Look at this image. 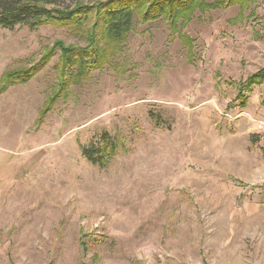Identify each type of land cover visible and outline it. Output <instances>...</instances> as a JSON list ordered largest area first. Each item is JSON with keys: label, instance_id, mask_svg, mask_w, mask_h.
<instances>
[{"label": "rangeland", "instance_id": "1", "mask_svg": "<svg viewBox=\"0 0 264 264\" xmlns=\"http://www.w3.org/2000/svg\"><path fill=\"white\" fill-rule=\"evenodd\" d=\"M91 22L0 27V80L57 41L86 47ZM178 23L135 19L78 78L56 49L0 91V264H264V81L249 110L236 99L264 66V0ZM103 132L116 151L99 166L81 148Z\"/></svg>", "mask_w": 264, "mask_h": 264}, {"label": "trees", "instance_id": "2", "mask_svg": "<svg viewBox=\"0 0 264 264\" xmlns=\"http://www.w3.org/2000/svg\"><path fill=\"white\" fill-rule=\"evenodd\" d=\"M255 1L224 0L216 2L215 5L207 4L206 0H103L93 4L78 3L71 8H56L50 7L48 0H0V27L7 29H13L16 25H25L33 29L47 24L81 28L92 21L87 31L86 47L65 46L61 41L55 42L49 53L45 55V59L42 58L37 66L3 73L0 91L4 90L7 84L28 79L36 69L44 65L47 56L56 49L61 52L63 74L75 68V76L78 78L89 69L101 67L107 49L117 47L126 40L135 19L146 22L161 18L168 25L173 26L179 21L180 24L189 21L195 9L202 10L205 5L216 8L222 3L246 4ZM263 81L264 66L239 81L236 99L240 107L244 108L246 105V93ZM59 85L49 98L43 113L50 110L55 100L67 91L68 86L63 79ZM100 141L99 145L91 143L83 146L81 152L91 163L104 166L116 151V145L106 132L100 135Z\"/></svg>", "mask_w": 264, "mask_h": 264}, {"label": "built area", "instance_id": "3", "mask_svg": "<svg viewBox=\"0 0 264 264\" xmlns=\"http://www.w3.org/2000/svg\"><path fill=\"white\" fill-rule=\"evenodd\" d=\"M257 127H258L260 141L264 145V123L262 121H259Z\"/></svg>", "mask_w": 264, "mask_h": 264}, {"label": "crops", "instance_id": "4", "mask_svg": "<svg viewBox=\"0 0 264 264\" xmlns=\"http://www.w3.org/2000/svg\"><path fill=\"white\" fill-rule=\"evenodd\" d=\"M248 96H249V94L247 95V102H246V105H245V107H244L246 110H247V109L249 110V107H248V106H249V104H248V102H249ZM250 100H251V99H250ZM247 104H248V106H247Z\"/></svg>", "mask_w": 264, "mask_h": 264}]
</instances>
